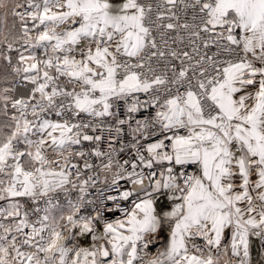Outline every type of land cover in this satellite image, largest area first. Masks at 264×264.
I'll return each instance as SVG.
<instances>
[{
    "label": "snow or ice",
    "instance_id": "snow-or-ice-1",
    "mask_svg": "<svg viewBox=\"0 0 264 264\" xmlns=\"http://www.w3.org/2000/svg\"><path fill=\"white\" fill-rule=\"evenodd\" d=\"M0 264H264V0H0Z\"/></svg>",
    "mask_w": 264,
    "mask_h": 264
}]
</instances>
